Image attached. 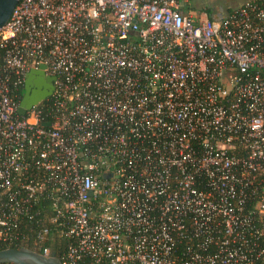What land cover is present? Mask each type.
<instances>
[{
  "label": "built area",
  "instance_id": "built-area-1",
  "mask_svg": "<svg viewBox=\"0 0 264 264\" xmlns=\"http://www.w3.org/2000/svg\"><path fill=\"white\" fill-rule=\"evenodd\" d=\"M198 1H19L0 28V248L264 264V0L217 19ZM31 71L53 89L20 114Z\"/></svg>",
  "mask_w": 264,
  "mask_h": 264
},
{
  "label": "water",
  "instance_id": "water-1",
  "mask_svg": "<svg viewBox=\"0 0 264 264\" xmlns=\"http://www.w3.org/2000/svg\"><path fill=\"white\" fill-rule=\"evenodd\" d=\"M20 0H0V28L5 26L10 20L16 6ZM44 68V66H43ZM45 78L46 85L36 82V77ZM53 78L45 77L43 71H31L26 80L25 96L21 102L20 114H25L27 109H31L41 100L47 98L52 92ZM45 86V90L41 87ZM50 125V123H46ZM64 264L55 254L45 256L27 247L8 248L0 250V264ZM90 264V263H83Z\"/></svg>",
  "mask_w": 264,
  "mask_h": 264
},
{
  "label": "trees",
  "instance_id": "trees-1",
  "mask_svg": "<svg viewBox=\"0 0 264 264\" xmlns=\"http://www.w3.org/2000/svg\"><path fill=\"white\" fill-rule=\"evenodd\" d=\"M3 55V52L2 50L0 49V58L2 57ZM65 242L64 241H55L54 244H47V246H50L51 249H52V252L51 254H55L57 255L59 258H63V254L64 252H62L64 250V246H65ZM262 246H264V240H262L261 242ZM21 247H27L29 249H32L34 251H37L39 253H43L40 251L39 248H36V246L34 245V242L33 240H30L29 242H27L26 244H22V245H19V246H15L14 248H21ZM3 248H0V250H2ZM89 263V262H87ZM5 264H8V263H5Z\"/></svg>",
  "mask_w": 264,
  "mask_h": 264
},
{
  "label": "rangeland",
  "instance_id": "rangeland-1",
  "mask_svg": "<svg viewBox=\"0 0 264 264\" xmlns=\"http://www.w3.org/2000/svg\"><path fill=\"white\" fill-rule=\"evenodd\" d=\"M247 1L249 0H214V2L211 3L209 0H202L194 4L196 7L194 6L192 8V11H201V9L204 10V8L207 10V8H212L213 6H217L220 4H222V6H224V8L226 9L231 6H239L240 4L245 3ZM197 7L200 9H198Z\"/></svg>",
  "mask_w": 264,
  "mask_h": 264
},
{
  "label": "crops",
  "instance_id": "crops-1",
  "mask_svg": "<svg viewBox=\"0 0 264 264\" xmlns=\"http://www.w3.org/2000/svg\"><path fill=\"white\" fill-rule=\"evenodd\" d=\"M202 1V0H201ZM211 3H213L214 2V0H209ZM199 2V1H198ZM197 3V2H196ZM246 3V2H245ZM244 3H242V4H240L239 6H241V5H243ZM195 6V5H194ZM239 6H231V7H228V8H224V6H222V4H220V5H217V6H213L212 8H207V10L204 8V10L203 9H201V10H203V11H206L207 12V15L208 16H210V17H212V18H215V19H217V18H221V17H223L226 13H228L229 12V10L230 9H233V8H237V7H239ZM196 7V6H195ZM198 8V7H197ZM198 9H200V8H198ZM197 12V11H196Z\"/></svg>",
  "mask_w": 264,
  "mask_h": 264
},
{
  "label": "flooded vegetation",
  "instance_id": "flooded-vegetation-1",
  "mask_svg": "<svg viewBox=\"0 0 264 264\" xmlns=\"http://www.w3.org/2000/svg\"><path fill=\"white\" fill-rule=\"evenodd\" d=\"M43 89L45 90V86H43Z\"/></svg>",
  "mask_w": 264,
  "mask_h": 264
}]
</instances>
